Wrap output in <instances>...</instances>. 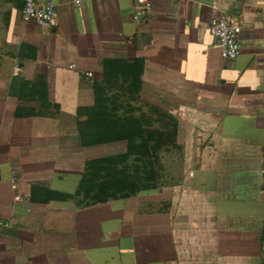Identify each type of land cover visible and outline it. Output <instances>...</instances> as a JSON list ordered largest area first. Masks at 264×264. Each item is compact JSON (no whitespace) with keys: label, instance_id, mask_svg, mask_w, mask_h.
Returning <instances> with one entry per match:
<instances>
[{"label":"crops","instance_id":"1","mask_svg":"<svg viewBox=\"0 0 264 264\" xmlns=\"http://www.w3.org/2000/svg\"><path fill=\"white\" fill-rule=\"evenodd\" d=\"M50 1L54 28L0 0V264H264V0H151L138 20L131 0ZM222 14L241 24L233 60L207 30ZM107 60L140 61V86L127 71L105 82ZM39 77L52 116L9 93ZM101 87L115 115L175 117V183L97 202L77 192L85 162L127 150L81 143L78 108Z\"/></svg>","mask_w":264,"mask_h":264},{"label":"trees","instance_id":"2","mask_svg":"<svg viewBox=\"0 0 264 264\" xmlns=\"http://www.w3.org/2000/svg\"><path fill=\"white\" fill-rule=\"evenodd\" d=\"M133 62L137 64L133 65ZM132 63L107 60L104 64V81L108 74H123L125 71L132 76V84L140 86L142 63ZM131 66V67H130ZM135 66V67H134ZM15 78L9 93L22 99L39 102L40 115H54L59 107L49 100L46 81L39 77L34 82L16 81ZM103 87L95 88L96 100L91 107L78 108V130L83 145H94L111 141L125 140L127 150L124 153L109 155L85 162L84 174L77 192L83 191L91 201H103L108 197L127 196L140 189L158 187L156 177L159 174L160 160L157 151L165 144L177 147V120L175 117L159 108L149 107L155 116H123L115 115L107 105L112 100H105ZM127 101V100H125ZM114 114V115H113ZM158 122L157 127L153 123ZM133 157L139 163L135 164L132 172L128 171L127 161ZM90 193L91 191H93ZM69 197V195H61Z\"/></svg>","mask_w":264,"mask_h":264},{"label":"built area","instance_id":"3","mask_svg":"<svg viewBox=\"0 0 264 264\" xmlns=\"http://www.w3.org/2000/svg\"><path fill=\"white\" fill-rule=\"evenodd\" d=\"M75 5H81L83 0H71ZM134 4L132 19L138 20L147 14H150L153 8L151 0H131ZM21 19L24 22H34L41 27L54 28L57 25L58 13L53 1L40 2L37 0H23L21 7ZM208 33L213 38V46L220 50L223 59L233 60L241 53V43L239 33L241 24L232 15L222 14L209 20L207 26ZM70 68L75 66L71 64ZM19 71V66H15V74ZM87 77L93 75L92 72H86ZM13 188L16 187V174L11 177ZM15 200H28L20 195L15 196ZM6 223L0 221V226Z\"/></svg>","mask_w":264,"mask_h":264},{"label":"rangeland","instance_id":"4","mask_svg":"<svg viewBox=\"0 0 264 264\" xmlns=\"http://www.w3.org/2000/svg\"><path fill=\"white\" fill-rule=\"evenodd\" d=\"M125 107V106H123ZM137 108L141 109L140 106H136ZM126 108V107H125ZM124 111V109H122ZM148 116L154 115L155 112L151 111L150 108L146 111ZM158 122L153 123V127L158 126ZM159 162L160 165L158 167L159 174L156 177L157 185H169L175 183L179 177L181 176V162H182V154L177 147H173L171 145L165 144L162 146L158 151ZM139 163L133 157H131L127 161L128 171L132 172V168L135 164ZM140 164V163H139Z\"/></svg>","mask_w":264,"mask_h":264}]
</instances>
